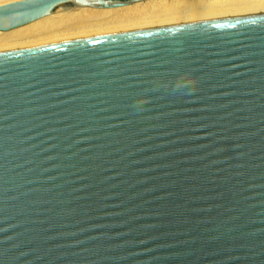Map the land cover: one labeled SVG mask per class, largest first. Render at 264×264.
<instances>
[{
    "label": "water",
    "instance_id": "1",
    "mask_svg": "<svg viewBox=\"0 0 264 264\" xmlns=\"http://www.w3.org/2000/svg\"><path fill=\"white\" fill-rule=\"evenodd\" d=\"M0 264H264V14L0 52Z\"/></svg>",
    "mask_w": 264,
    "mask_h": 264
},
{
    "label": "bare ground",
    "instance_id": "2",
    "mask_svg": "<svg viewBox=\"0 0 264 264\" xmlns=\"http://www.w3.org/2000/svg\"><path fill=\"white\" fill-rule=\"evenodd\" d=\"M28 0H0V7ZM97 0L59 5L48 16L0 31V52L30 49L120 32L264 14V0H148L98 9Z\"/></svg>",
    "mask_w": 264,
    "mask_h": 264
}]
</instances>
